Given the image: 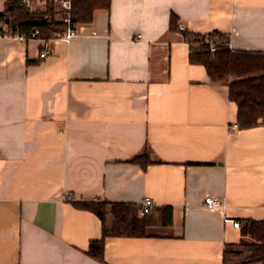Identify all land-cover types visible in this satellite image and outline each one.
Segmentation results:
<instances>
[{
	"label": "crops",
	"instance_id": "crops-1",
	"mask_svg": "<svg viewBox=\"0 0 264 264\" xmlns=\"http://www.w3.org/2000/svg\"><path fill=\"white\" fill-rule=\"evenodd\" d=\"M173 15L264 53V0H112L70 42L0 38V264H224L227 245L254 242L224 218L264 221V126L238 128ZM146 199L173 225L107 238L104 262L87 254L102 221L72 202Z\"/></svg>",
	"mask_w": 264,
	"mask_h": 264
},
{
	"label": "trees",
	"instance_id": "trees-1",
	"mask_svg": "<svg viewBox=\"0 0 264 264\" xmlns=\"http://www.w3.org/2000/svg\"><path fill=\"white\" fill-rule=\"evenodd\" d=\"M112 0H73L71 17L75 24H91L97 11H109ZM6 9L0 14V20L8 22L11 27H19L28 36L39 30L40 38L51 39L56 33L64 32L67 27L54 20V10L49 6L47 14H29L20 3L7 0ZM51 16V20L46 16ZM170 32H180L190 45V63L203 66L209 79L214 84H225L229 87V99L238 107L237 126L246 130L264 126V53L233 51L229 47V37L222 32L210 34H191L180 30L178 17L173 15L170 21ZM206 38L218 42L216 52L212 53ZM197 45V46H194ZM146 168L151 162L144 153L134 160ZM79 210L89 211L102 221V239L92 241L87 254L92 258L105 261V243L110 237L144 238L150 227H170L173 225V209L163 207L152 210L143 217L139 216L140 206L135 204H108L100 202H72ZM108 208L110 210L108 211ZM112 218L107 224V214ZM241 234L250 237L254 242L242 241L240 244L227 245L224 250V264L238 256L237 247L246 248L243 264L264 262V221L243 220Z\"/></svg>",
	"mask_w": 264,
	"mask_h": 264
},
{
	"label": "built area",
	"instance_id": "built-area-1",
	"mask_svg": "<svg viewBox=\"0 0 264 264\" xmlns=\"http://www.w3.org/2000/svg\"><path fill=\"white\" fill-rule=\"evenodd\" d=\"M24 6L29 14H47L49 6L51 5L54 10V20L55 22H60L64 24L67 29L62 33H56L54 38L42 39L40 38L39 30H34L30 36L26 33L21 32L19 27L13 28L8 22L0 20V38L4 39H17V40H29V39H41L44 42L45 49L48 48L50 40H59L62 42H70L72 39L79 35L80 24H75L72 21L71 11L73 0H13ZM51 16L47 15L46 19L51 20ZM182 28V26H181ZM92 36H97V32H93ZM206 44H208L210 51L212 53L216 52L219 43L209 38H206ZM189 45V44H188ZM190 46V45H189ZM195 46V45H194ZM47 52H42L40 54L41 58H45ZM206 208L209 210H217L224 208V202L214 196H208L205 199ZM154 209V202L151 199H146L140 208L139 216L143 217L150 213ZM225 222H230L233 224L234 228L241 229V223L230 217H225Z\"/></svg>",
	"mask_w": 264,
	"mask_h": 264
},
{
	"label": "rangeland",
	"instance_id": "rangeland-1",
	"mask_svg": "<svg viewBox=\"0 0 264 264\" xmlns=\"http://www.w3.org/2000/svg\"><path fill=\"white\" fill-rule=\"evenodd\" d=\"M195 46H197V45H195ZM110 210V208H108V211ZM106 221H107V224L108 225H111V223H112V218H111V215H110V213H108L107 214V218H106ZM253 243V242H252ZM237 251L238 252H240V255H243V257H244V260H245V258H246V256H247V254H246V248L244 247V246H239V247H237Z\"/></svg>",
	"mask_w": 264,
	"mask_h": 264
}]
</instances>
